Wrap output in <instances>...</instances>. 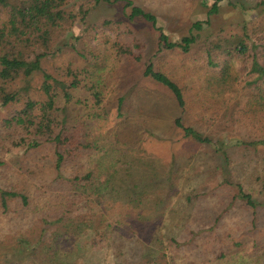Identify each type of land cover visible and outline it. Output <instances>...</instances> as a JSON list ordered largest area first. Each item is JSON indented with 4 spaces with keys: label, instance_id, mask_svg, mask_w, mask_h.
I'll return each instance as SVG.
<instances>
[{
    "label": "rangeland",
    "instance_id": "obj_1",
    "mask_svg": "<svg viewBox=\"0 0 264 264\" xmlns=\"http://www.w3.org/2000/svg\"><path fill=\"white\" fill-rule=\"evenodd\" d=\"M67 1L72 28L41 59L40 72L9 84L18 101L0 108V141L11 150H0L5 163L0 190L14 186L16 178L25 179L31 183L28 198L35 197L28 207L19 198L5 209L0 202V264H264L263 147L231 145L224 160L210 147L192 143L173 127L172 117L180 113L171 94L142 76L153 61L175 80L187 104L181 115L186 125L222 141H257L264 136L263 112L247 111L242 104L224 109L216 98L206 99L211 81L201 51L218 39H243L245 26L250 30L256 23L264 25V0H221L218 12L209 17L213 0ZM127 1L153 14L173 42L187 36L197 21L209 19L210 26L190 53L159 52L165 49L159 33L141 17L129 19ZM5 18L0 10V22ZM114 43L139 60L116 53ZM69 70L81 82L73 92L80 104L60 102L69 125L84 121L100 145L110 150L113 144L125 156V163L116 167L123 178L121 188L114 193L112 186L106 187L90 204L107 227L101 236L69 212L54 222L58 207L68 206L67 199L55 200L52 192L49 197L39 179L21 169L17 160H27L28 154L11 147L19 131L1 123L27 98H43L42 73L70 82ZM98 82L103 120L94 118L87 90ZM120 98L124 116L119 118ZM237 186L250 196L252 208L240 198Z\"/></svg>",
    "mask_w": 264,
    "mask_h": 264
},
{
    "label": "trees",
    "instance_id": "obj_2",
    "mask_svg": "<svg viewBox=\"0 0 264 264\" xmlns=\"http://www.w3.org/2000/svg\"><path fill=\"white\" fill-rule=\"evenodd\" d=\"M220 1L213 0L214 3L207 12L208 17L218 12ZM67 6V0H0V10L6 15L4 21L0 22V108L18 101V93L11 91L9 84L19 76L28 78L33 73L40 72L41 59L51 55L59 36H64L72 28L74 16ZM125 8H130L129 19L141 17L159 33L165 44V49L159 48V52L179 50L183 54L190 53L198 43L199 34L210 26L209 19L197 21L192 24L187 36L173 42L157 25L153 14L135 6L131 1L126 2ZM81 12L84 15L87 10ZM243 30L244 38L238 41L218 39L203 46V67L208 82L211 81L206 89V99L216 98L224 105V109L242 104L247 111L264 113V25L256 23L250 30L246 26ZM112 48L122 56L139 60V57H134L129 49L119 43H114ZM68 76L72 81H60L50 74L42 73L40 91L43 98H27L21 109L14 111L1 123L19 131V136L12 140L11 147H22L28 154L27 160H17L22 164L21 169L36 176L44 193L45 190L49 192L45 193L49 197L52 192L55 200L67 199L68 206L58 207L59 215L55 216L59 218L54 222L61 221L65 213L69 212L74 220L83 223L94 235L101 236L107 231V227L99 216L91 212L90 204L97 195L100 198V193L109 187L112 186L114 193L121 188L123 178L118 176L120 169L118 171L116 167L120 168L125 163V156L113 144L110 150L106 145H100V141L89 132L84 121L69 125L64 105L60 102L65 105L80 104V101H74L73 92L80 88L81 82L77 79V72L69 70ZM142 76L171 94L175 108L180 113L178 117H172L173 127L192 143L210 147L224 160L231 145H259L264 150V136L251 142L222 141L186 125L181 115L186 113L187 104L183 91L175 80L157 68L153 61L145 65ZM5 83L7 87L4 86ZM87 90L93 99L92 106L96 109L94 118L101 119L102 113L99 112L103 111L104 114L105 109L101 108L104 97L100 83L91 84ZM123 102L122 98L117 101L119 118L124 116L121 113ZM7 147L6 152H11L9 145L0 141V150ZM2 167H5L4 161H0V168ZM15 181L14 186L6 188V191L0 190L3 209L15 198H19L26 207L30 199L35 201V197L28 198L31 183L19 178ZM237 188L240 198L252 208L254 205L250 196L241 187ZM114 200L116 201L115 197ZM46 214L48 216L49 213Z\"/></svg>",
    "mask_w": 264,
    "mask_h": 264
}]
</instances>
